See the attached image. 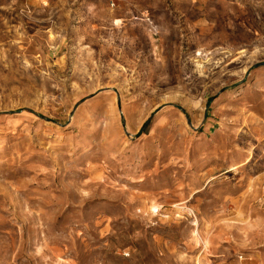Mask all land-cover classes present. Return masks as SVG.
Listing matches in <instances>:
<instances>
[{
	"label": "rangeland",
	"instance_id": "1",
	"mask_svg": "<svg viewBox=\"0 0 264 264\" xmlns=\"http://www.w3.org/2000/svg\"><path fill=\"white\" fill-rule=\"evenodd\" d=\"M111 1L0 5V264H264V0Z\"/></svg>",
	"mask_w": 264,
	"mask_h": 264
},
{
	"label": "crops",
	"instance_id": "2",
	"mask_svg": "<svg viewBox=\"0 0 264 264\" xmlns=\"http://www.w3.org/2000/svg\"><path fill=\"white\" fill-rule=\"evenodd\" d=\"M12 2L13 4L17 3V0H0V5L7 3L8 6H11ZM31 5L35 8H38L39 6H41L39 1L31 2ZM13 6L16 7L17 4H14Z\"/></svg>",
	"mask_w": 264,
	"mask_h": 264
},
{
	"label": "built area",
	"instance_id": "3",
	"mask_svg": "<svg viewBox=\"0 0 264 264\" xmlns=\"http://www.w3.org/2000/svg\"><path fill=\"white\" fill-rule=\"evenodd\" d=\"M111 3H112V6H114V5H115V3H114V1H113V0L111 1Z\"/></svg>",
	"mask_w": 264,
	"mask_h": 264
},
{
	"label": "trees",
	"instance_id": "4",
	"mask_svg": "<svg viewBox=\"0 0 264 264\" xmlns=\"http://www.w3.org/2000/svg\"><path fill=\"white\" fill-rule=\"evenodd\" d=\"M145 128H146V127H145ZM145 128H143L142 132L144 131Z\"/></svg>",
	"mask_w": 264,
	"mask_h": 264
}]
</instances>
